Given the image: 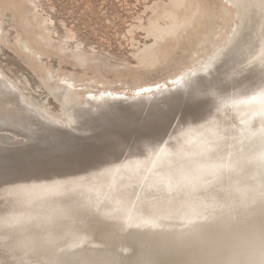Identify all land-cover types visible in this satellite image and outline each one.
Here are the masks:
<instances>
[{"label":"bare ground","instance_id":"bare-ground-1","mask_svg":"<svg viewBox=\"0 0 264 264\" xmlns=\"http://www.w3.org/2000/svg\"><path fill=\"white\" fill-rule=\"evenodd\" d=\"M229 4L237 6L241 24L183 75L192 78L152 94L138 92V84L132 95L113 89L91 94L73 116H54L64 130L40 117L48 110L44 104L31 111L22 92L0 80V129L26 140H39L38 129L49 138L54 130L77 134L75 123L84 117L119 119L127 109L168 112L178 99L194 102L181 103L168 135H131L136 144L121 153L97 159L91 151L81 162L68 159L72 152L13 163L0 156V264H264V0H226L218 10L210 0H172L163 20L150 25L153 39L139 55L154 67L170 60L177 46H199L203 34L221 32L216 17L230 29ZM47 24L38 22L43 31L36 41L67 51V43L44 33L52 30ZM85 52L71 51L88 64ZM185 110L192 117L185 118ZM4 149L13 148L0 146V154Z\"/></svg>","mask_w":264,"mask_h":264},{"label":"rangeland","instance_id":"rangeland-1","mask_svg":"<svg viewBox=\"0 0 264 264\" xmlns=\"http://www.w3.org/2000/svg\"><path fill=\"white\" fill-rule=\"evenodd\" d=\"M210 1L217 10L226 4V0L223 2L221 0ZM215 2L219 5L217 6ZM171 4L172 0H5V2L0 0V80L6 85L9 84L15 91H21L23 103L31 111L35 112L36 106L44 104L48 110H45V115H43L49 118L43 115L40 117L56 130L64 129L59 123L53 121L54 116L60 115L64 119L73 116L81 103L85 104L87 98L93 99L92 97L106 93L104 89L118 90L132 95L137 90L152 94L161 88L162 90L172 88L178 81L192 78L195 74L187 77L183 75L189 68L199 65L200 61L204 62L205 58L207 59L213 53L212 51L216 50L215 45H225L229 35L236 30L235 25L238 27L241 24V19L238 17L240 11L237 6L229 4L232 8L230 29H227L222 19L216 17L214 25L219 22L224 28L216 36V30L212 33H205L199 39V46L181 44L176 47L177 51L172 53L170 60L166 63H160L154 67L144 66L139 54L153 39L148 35V29L152 22L163 20ZM38 22L42 25L48 23L47 25L52 30L47 29L44 33L47 32V35L52 36L53 42L56 41L58 45L67 43V46L69 45L67 51L71 50L67 53L56 46L55 48L47 47L38 43L36 36L38 32L43 31L38 26ZM206 27L205 31H207ZM218 35L221 37L218 38ZM215 39H221L222 43L214 44ZM76 47L86 51L87 57H90L92 61L83 64L74 59L71 51ZM198 47L200 48L197 49ZM30 49L36 51L35 59L31 57ZM194 50L198 51L193 53ZM258 50H255L253 54ZM189 63L190 66H188ZM136 84L140 86L137 90H135ZM148 88L151 91H142ZM207 94L210 96L212 93L209 91ZM71 99L76 100L78 105L70 103ZM191 102L194 103L193 100L178 99L176 103L168 105V112L165 110L167 107L161 108L160 106L150 109L151 111L147 114L127 109L128 112L125 110L124 114L123 112L122 115L120 114V120L118 114H115V117L111 114V118L105 115L108 121L95 117H84V120H78L79 124L75 123L77 131L74 132L77 134H66L69 130L61 134L54 130L52 132L54 135L52 134L53 136L49 138L44 132L46 129H38L41 136L37 141L29 138L26 140L12 131L0 129V146L13 148L1 150L3 153L0 156L12 158L10 161L13 163L21 162L25 158L29 160L31 158H59L63 153L72 152L68 155V159L72 162H81L83 160L80 159L84 155L98 154V159L103 153H121L136 144L131 140V135L135 138L143 133L145 136L141 135L143 137L141 140L159 139L168 135V130L175 126L171 123L180 117L178 114L181 103L191 106ZM204 109L205 105L200 110ZM171 110H176L178 113L173 111L175 113L173 115ZM185 113V118L193 115L186 110ZM128 128H132L131 130L137 128L134 131L136 134L130 129L127 130ZM30 129L28 127L24 131L31 134ZM119 132L123 133L122 137H118ZM47 139L49 140L46 143ZM79 149L87 151L85 154L72 155L73 152H79ZM91 151L93 153L89 154Z\"/></svg>","mask_w":264,"mask_h":264},{"label":"snow or ice","instance_id":"snow-or-ice-1","mask_svg":"<svg viewBox=\"0 0 264 264\" xmlns=\"http://www.w3.org/2000/svg\"><path fill=\"white\" fill-rule=\"evenodd\" d=\"M142 91H151V89H142ZM260 159L261 162L264 163V152L261 153Z\"/></svg>","mask_w":264,"mask_h":264},{"label":"water","instance_id":"water-1","mask_svg":"<svg viewBox=\"0 0 264 264\" xmlns=\"http://www.w3.org/2000/svg\"><path fill=\"white\" fill-rule=\"evenodd\" d=\"M191 113V112H190Z\"/></svg>","mask_w":264,"mask_h":264}]
</instances>
